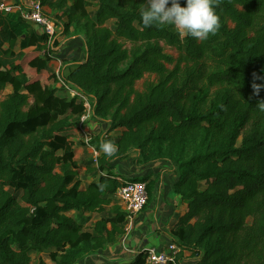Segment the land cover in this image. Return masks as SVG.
<instances>
[{
    "label": "trees",
    "instance_id": "obj_1",
    "mask_svg": "<svg viewBox=\"0 0 264 264\" xmlns=\"http://www.w3.org/2000/svg\"><path fill=\"white\" fill-rule=\"evenodd\" d=\"M67 2L49 4L66 23L47 15L61 35L83 40L85 58L63 59L61 76L107 129L89 144L98 158L76 161L73 137L86 108L52 87L57 58L43 54L47 38L27 37L9 64L0 52V264H35V255L80 264L116 245L128 224L117 168L129 159L167 163L178 176L173 192L189 211L172 230L180 252L169 264H264V0H213L220 27L206 39L144 26L146 0ZM6 39L12 51L17 35ZM147 75L154 80L137 90ZM104 142L115 146L111 155ZM139 180L150 201L153 181Z\"/></svg>",
    "mask_w": 264,
    "mask_h": 264
},
{
    "label": "crops",
    "instance_id": "obj_2",
    "mask_svg": "<svg viewBox=\"0 0 264 264\" xmlns=\"http://www.w3.org/2000/svg\"><path fill=\"white\" fill-rule=\"evenodd\" d=\"M8 1L11 4H23L26 0ZM45 2V10L50 16L62 23L67 22V18L63 17L62 9H53L49 5L50 3L56 4L60 0H45ZM67 5L68 7L72 6V0H68ZM11 32H15L17 35L15 48L12 51H10V44L6 39ZM33 35L42 36V33L36 26L24 22L19 10L11 14L0 12V52L3 53L2 57L5 60L10 58L14 61L17 60L24 50L25 39ZM80 41L81 38L77 36L72 37V40L69 41L66 35H61L58 43L59 52H65L67 48L77 45ZM35 49L36 47H31L28 50L33 51ZM60 55L62 54H55L57 59L51 65V70L54 72L59 67V61L63 60ZM94 127L97 126L94 124ZM73 141L76 152L75 160L81 163L86 158L85 149L79 147L76 140L73 139ZM87 152L90 153L89 149ZM117 173L126 179L150 178L148 182L153 181L154 185L148 205L125 226L124 234L119 238L117 244L108 247L111 249L109 250L110 253L115 251V254H111L107 259L110 264H129L143 251L151 248L165 249L173 240L172 230L174 226L189 211V207L181 196L173 192V186L177 183L178 176L167 163L135 167L133 159H129L118 163Z\"/></svg>",
    "mask_w": 264,
    "mask_h": 264
},
{
    "label": "built area",
    "instance_id": "obj_3",
    "mask_svg": "<svg viewBox=\"0 0 264 264\" xmlns=\"http://www.w3.org/2000/svg\"><path fill=\"white\" fill-rule=\"evenodd\" d=\"M16 10L21 12L22 18L25 21L39 28L42 35L47 38V41L44 44L45 49L43 50V54L49 53L50 50H54L53 55L55 56L57 51H59V48L58 46L55 47L54 44L55 41L59 43L61 33L58 30L55 21L47 15L48 13L45 10L43 1L26 0L23 4H11L8 0H0V12L11 14ZM59 63V67L55 70L57 80L54 81V85L56 89L63 90L71 98H78L83 101L86 108V113L80 118L79 125L76 128V132L81 138L77 139V137L74 136L73 139L87 144L88 149L92 150V158L96 160L99 156V152L95 148L89 146L93 134L87 129V125L94 122L92 120L89 101L84 95L72 89L63 81L61 76L63 66L62 61L60 60ZM93 124L96 126L99 125L98 122ZM116 200L122 211L128 215L127 220L128 223H130L149 203L147 183L141 180L137 181V179H126L117 189ZM179 252L180 249L173 241H171L163 250L151 248L148 250L147 264L175 263Z\"/></svg>",
    "mask_w": 264,
    "mask_h": 264
},
{
    "label": "clouds",
    "instance_id": "obj_4",
    "mask_svg": "<svg viewBox=\"0 0 264 264\" xmlns=\"http://www.w3.org/2000/svg\"><path fill=\"white\" fill-rule=\"evenodd\" d=\"M146 7L141 11V21L146 27L174 26L181 35L196 39H206L214 35L220 27V17L215 11L213 0H146ZM257 92L259 91V86ZM257 107L264 111V100ZM103 151L111 155L116 149L112 142L101 145Z\"/></svg>",
    "mask_w": 264,
    "mask_h": 264
},
{
    "label": "rangeland",
    "instance_id": "obj_5",
    "mask_svg": "<svg viewBox=\"0 0 264 264\" xmlns=\"http://www.w3.org/2000/svg\"><path fill=\"white\" fill-rule=\"evenodd\" d=\"M111 25V24H109ZM72 37L73 34L70 33L68 35H66V38L67 40L71 41L72 40ZM82 41V43H81ZM80 43H78L77 45L75 44L74 46H71L69 48H67L65 50V52H59L57 51L58 54H62L60 56H62L63 59H65L66 61H64V63H68L69 65L71 64V62L73 61H82L84 58H85V49H84V42L83 40L81 39ZM130 45H128V48H131L129 47ZM166 52L168 54H171L175 57L178 56L177 52L175 50H172V49H169L167 48L166 49ZM13 59H9L7 60L6 62L9 64L10 62H12ZM66 69H68L66 67ZM67 71V70H66ZM154 80V76L151 77L149 75H147L143 80L137 82L136 84V88L137 90L139 91H142L143 90V87H144V84L145 82L147 81H153ZM52 87L53 88H56L55 85H54V81L52 82ZM12 93V88L11 87H8L6 88V90L3 92L2 94V98L4 99L7 95L11 94ZM62 93V92H61ZM95 122H92V123H89L87 125V129L91 132V134L93 135H97L98 133L100 132H104L106 129H107V126H104V125H101L99 124L97 127H94V124ZM105 128H104V127ZM99 130H101L100 132H98ZM98 132V133H97ZM120 133V132H119ZM119 133H115V136H117ZM77 135H75V137H77V139L81 138L80 135H78V133L76 132ZM77 144L79 147H81L83 145V142H79L77 141ZM85 145V144H84ZM83 148V147H82ZM85 152H86V158L85 160H83L81 163H85V162H88V161H91L92 159V150L89 149V152H87L86 148H85ZM84 168L79 170V176H82L84 173ZM85 178V177H84ZM87 180V179H86ZM139 179H137L138 181ZM88 215L87 216H84L83 218L80 219V222L83 223L86 219H88ZM91 220L88 221V223H86L87 225H84L83 224V227L84 228H88L90 225H92L94 223L95 220L98 219V216H92L90 217ZM109 250H111L110 248H108L106 251H102L100 252L97 256H92V257H89L87 259H85L84 261H82L80 264H110V262H108V257L111 256V254H115V251L113 253H110ZM117 253L119 252L118 250L116 251ZM34 259H35V264L37 263H40V262H45V264H51L48 260V256L46 255H43V256H39V255H35L34 256Z\"/></svg>",
    "mask_w": 264,
    "mask_h": 264
}]
</instances>
